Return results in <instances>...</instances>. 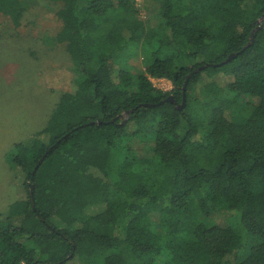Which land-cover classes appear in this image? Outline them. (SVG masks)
I'll return each mask as SVG.
<instances>
[{"label":"trees","instance_id":"obj_1","mask_svg":"<svg viewBox=\"0 0 264 264\" xmlns=\"http://www.w3.org/2000/svg\"><path fill=\"white\" fill-rule=\"evenodd\" d=\"M44 1L77 89L12 148L25 195L0 219V264H264V0H143L167 44L136 0ZM24 12L0 0V26ZM129 46L136 74L114 65Z\"/></svg>","mask_w":264,"mask_h":264},{"label":"rangeland","instance_id":"obj_2","mask_svg":"<svg viewBox=\"0 0 264 264\" xmlns=\"http://www.w3.org/2000/svg\"><path fill=\"white\" fill-rule=\"evenodd\" d=\"M25 12L17 29L0 26V219L8 207L24 196V173L11 161L12 148L29 141L46 126L64 93H74L78 75L65 44L55 41L61 30L56 17L59 5L44 0H23ZM138 16L145 19L164 44L171 41L170 32L158 29L159 19L148 17L143 0H136ZM174 50V49H173ZM172 50V51H173ZM141 47H131L114 60L116 68L126 67L132 74L142 68ZM184 62L191 64L190 59ZM152 85L171 91L170 82L151 79ZM258 104V98L236 101L237 109L246 114ZM125 119L126 116L123 115ZM24 194V195H23ZM223 223V216L216 217ZM212 220L206 224L211 225ZM73 264H88L85 259Z\"/></svg>","mask_w":264,"mask_h":264},{"label":"water","instance_id":"obj_3","mask_svg":"<svg viewBox=\"0 0 264 264\" xmlns=\"http://www.w3.org/2000/svg\"><path fill=\"white\" fill-rule=\"evenodd\" d=\"M235 57V54H231L230 56H228V58L224 61V62H222L221 64H225V63H227V62H229L232 58H234ZM220 64V65H221ZM206 66H203L202 68H205ZM185 89H186V83H185V85L183 86V88H182V90H183V92H182V103L177 107V109L178 110H181L183 107H184V105H185ZM163 102H166V103H174V99H173V97L172 96H169L166 100H164ZM163 102H161V103H163ZM175 104V103H174ZM147 107H152L151 105H148ZM126 116V115H125ZM118 119H123V116H119L118 117ZM41 162V161H40ZM40 162H39V164H40Z\"/></svg>","mask_w":264,"mask_h":264}]
</instances>
